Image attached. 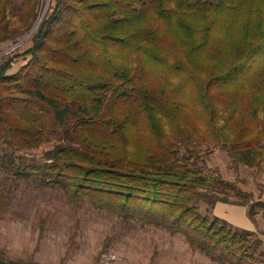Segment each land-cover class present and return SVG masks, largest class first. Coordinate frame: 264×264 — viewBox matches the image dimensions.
<instances>
[{
	"label": "trees",
	"instance_id": "1",
	"mask_svg": "<svg viewBox=\"0 0 264 264\" xmlns=\"http://www.w3.org/2000/svg\"><path fill=\"white\" fill-rule=\"evenodd\" d=\"M170 1L49 0L29 45L0 61V164L182 233L219 264H255L263 240L213 208L241 205L254 221L264 200L196 147L222 149L236 174L264 159V0ZM45 3L0 0V43L31 32ZM54 135L41 161L19 159Z\"/></svg>",
	"mask_w": 264,
	"mask_h": 264
},
{
	"label": "rangeland",
	"instance_id": "2",
	"mask_svg": "<svg viewBox=\"0 0 264 264\" xmlns=\"http://www.w3.org/2000/svg\"><path fill=\"white\" fill-rule=\"evenodd\" d=\"M45 1L41 17L31 32L16 43H0V61L11 55L14 48L20 46L23 50L29 45L27 40L47 9ZM175 1H170L173 6ZM193 7L181 3L176 9L183 12ZM40 120L47 124L45 118ZM21 128H27L26 123L22 122ZM59 136L16 153L25 162L41 161L42 152L58 142ZM197 146L205 167L219 168L224 177L236 180L252 193L253 200H264V159L260 166L241 164L236 174L222 149L204 143ZM0 197L8 203L5 211L0 205V264H219L200 249L191 247L182 233L172 234L161 227L125 221L96 209L86 200H71L60 188L34 178L16 177L9 167L1 164ZM233 211L235 216L230 218L241 228L240 220L248 215L243 209ZM222 212L225 216L229 209ZM251 223L255 236L263 240L258 251L264 253L262 211L258 210ZM255 264H264V255L257 256Z\"/></svg>",
	"mask_w": 264,
	"mask_h": 264
},
{
	"label": "crops",
	"instance_id": "3",
	"mask_svg": "<svg viewBox=\"0 0 264 264\" xmlns=\"http://www.w3.org/2000/svg\"><path fill=\"white\" fill-rule=\"evenodd\" d=\"M224 209H229V213L227 215H223V212L221 213V211H224ZM236 209H243L246 212L247 215V210L246 207L241 206V205H235V204H230V203H224V202H218L215 204L214 208H213V213L225 220H227L229 223L233 224L234 226H236L233 222V220L230 217L235 216L234 211ZM249 218V217H248ZM247 217H244L241 221V224H243V226L241 228H246V229H250L252 228V223H251V219L249 220ZM248 223V224H247Z\"/></svg>",
	"mask_w": 264,
	"mask_h": 264
},
{
	"label": "water",
	"instance_id": "4",
	"mask_svg": "<svg viewBox=\"0 0 264 264\" xmlns=\"http://www.w3.org/2000/svg\"><path fill=\"white\" fill-rule=\"evenodd\" d=\"M48 3H49V0H47V5H48ZM46 8H47V6H46ZM45 13V12H44ZM44 15V14H43Z\"/></svg>",
	"mask_w": 264,
	"mask_h": 264
}]
</instances>
